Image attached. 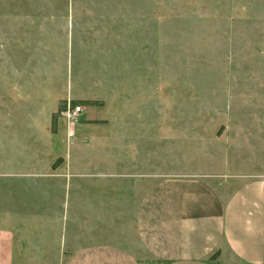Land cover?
<instances>
[{
  "label": "rangeland",
  "instance_id": "1",
  "mask_svg": "<svg viewBox=\"0 0 264 264\" xmlns=\"http://www.w3.org/2000/svg\"><path fill=\"white\" fill-rule=\"evenodd\" d=\"M70 42L77 91L111 120L97 129L113 136L102 162L131 166V198L168 176L231 191L264 178V0H0V117L22 89L40 115L58 100Z\"/></svg>",
  "mask_w": 264,
  "mask_h": 264
},
{
  "label": "crops",
  "instance_id": "2",
  "mask_svg": "<svg viewBox=\"0 0 264 264\" xmlns=\"http://www.w3.org/2000/svg\"><path fill=\"white\" fill-rule=\"evenodd\" d=\"M70 43L65 83L60 69L52 73L58 100L40 115L24 98L35 95L22 89L0 117L7 132L0 139V264H44L42 252H61L59 264H264V178L231 191L199 177L168 176L131 198V166L118 157L113 167L102 162L108 150L100 144L113 136L97 129L111 120L104 105L90 103L103 100L77 91ZM116 98L117 106L123 99ZM69 102L87 104V115L73 124L60 119L52 133L53 115ZM136 241L144 257L132 250Z\"/></svg>",
  "mask_w": 264,
  "mask_h": 264
},
{
  "label": "built area",
  "instance_id": "3",
  "mask_svg": "<svg viewBox=\"0 0 264 264\" xmlns=\"http://www.w3.org/2000/svg\"><path fill=\"white\" fill-rule=\"evenodd\" d=\"M81 105H72L70 102L66 104V108L62 111V116L67 121L71 123H75L78 121L81 113H82Z\"/></svg>",
  "mask_w": 264,
  "mask_h": 264
},
{
  "label": "trees",
  "instance_id": "4",
  "mask_svg": "<svg viewBox=\"0 0 264 264\" xmlns=\"http://www.w3.org/2000/svg\"><path fill=\"white\" fill-rule=\"evenodd\" d=\"M91 104L93 105H102L101 102H90ZM72 105H77V102H72L71 103ZM66 108V103H62L60 105V108H59V112H61L62 110H64ZM57 118H58V113L57 114H54L53 115V118H52V126H53V129H56V124H57ZM55 167V166H54Z\"/></svg>",
  "mask_w": 264,
  "mask_h": 264
}]
</instances>
